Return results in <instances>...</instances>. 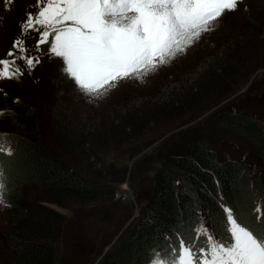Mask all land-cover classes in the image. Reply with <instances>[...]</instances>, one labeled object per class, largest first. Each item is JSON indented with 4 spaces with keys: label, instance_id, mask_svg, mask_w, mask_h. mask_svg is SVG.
<instances>
[{
    "label": "rangeland",
    "instance_id": "374dc122",
    "mask_svg": "<svg viewBox=\"0 0 264 264\" xmlns=\"http://www.w3.org/2000/svg\"><path fill=\"white\" fill-rule=\"evenodd\" d=\"M38 7L39 0H0V59H5L2 47L13 30L20 28L21 31L26 14H35ZM250 22L255 25L257 36L251 32ZM41 31L43 28L38 27L21 34L32 56H36L35 40ZM230 47L238 55L230 56L232 50H227ZM49 48L50 44L42 45L39 53ZM45 56L43 65L30 71L23 61L24 68L31 75L35 70V80H44L45 85L29 87L27 79L17 75L12 79L0 78V86L14 97L23 98L29 92L28 95L37 94L38 103L33 101V106L38 115L48 112L42 96L48 100L61 95L62 104L58 106L76 119L72 125L81 120L90 128L82 143H76L77 149L70 144L67 150L53 137L52 124L41 122L38 126L41 143L59 153L66 166L77 167L90 183L107 193L87 203L65 197L68 204L60 208L38 203L39 194L32 187L20 185L8 191L7 186L4 203L0 204V264H21L14 244L9 241L15 229L13 218L18 208L24 215L34 202L60 214L49 240L51 264H97L117 236L139 215L148 198L154 171L162 166L164 153H185L198 138H203L217 155L248 159L250 171L259 168L256 150L246 135H241L246 124L221 117L229 113L264 121V0H238L235 10L217 20L212 30L203 33L184 53L177 54L167 64L158 65L143 78L117 82L99 98L75 84L65 73L62 58L59 63L49 51ZM217 57L231 68L225 77L216 74L217 80L211 82L213 73L204 76V72L217 62ZM190 91L196 98H190ZM176 100L182 103L173 108ZM139 103L146 106V112L153 119L144 127L137 129L139 125L128 133L129 130L123 132L122 125L131 122L130 117ZM0 122L2 130L12 132L5 117ZM23 123L25 120L21 118L14 124ZM6 136L2 143L8 154L13 139ZM239 143L247 145L244 154ZM59 147L62 149L57 150ZM208 247L207 238L204 250Z\"/></svg>",
    "mask_w": 264,
    "mask_h": 264
},
{
    "label": "trees",
    "instance_id": "16d2710c",
    "mask_svg": "<svg viewBox=\"0 0 264 264\" xmlns=\"http://www.w3.org/2000/svg\"><path fill=\"white\" fill-rule=\"evenodd\" d=\"M249 26L253 29V35L257 36L255 25L250 22ZM17 32L18 29L15 28L11 38L3 45V57H9L7 54L14 50V41L21 39V34ZM227 50H232L230 56L233 57L238 53L233 47ZM28 54L31 55L30 52ZM47 54L46 50L35 54L40 59L36 67L43 65ZM52 58L59 63L61 61V58ZM222 60L217 57V62L204 72V76L208 72L213 73L211 77L209 75L213 79L211 82L217 80L218 76L225 77L230 71L231 67H226ZM17 62L24 73L21 79H27L29 87L46 84L44 80H35V70L31 71V75L24 68L23 61ZM28 94L23 98L14 97L0 86V120L5 117L7 127L12 129V132H8L0 127V147L5 148L2 143L5 135H8L7 138L12 136L13 139L11 155L5 153V150L0 152V163L3 164L0 171L4 173L3 179L8 191L13 190V187L27 185L39 194L36 199L38 203L60 208L68 204L65 197L74 198L80 203L95 202L107 191L90 183L77 167L76 170L66 166L59 153L41 143L38 130L41 122L51 123L54 128L53 137L68 150L70 144L77 149L76 143H82L90 126L81 120L72 125V121L76 119L68 116V112L62 111L58 106L62 104L59 93L57 97H49V101L42 96L41 100L48 110L45 115H38L33 106V101L38 103L37 94ZM192 94L190 91V98H196V94ZM181 103L182 101L176 100L172 107L178 108ZM124 116L128 118L129 115ZM152 117V114L146 112V106L139 103L130 117L131 122L122 125V131L129 130L128 133L135 126L141 125L137 129L144 127ZM21 118L25 120L23 125L14 124ZM221 118L225 121H243L246 124L241 135H246L250 146L256 150L259 168L250 171L248 159L236 160L234 157L217 155L203 138L196 139L185 153H164L162 166L154 171L148 198L139 215L127 225L125 232L122 231L117 236L97 264H149L154 254L162 255L171 264L178 259L182 242L197 252L205 248L209 236L218 242L230 243L227 213L234 227L239 225L233 221L232 216L241 226L264 239V121L258 122L252 118L248 120L229 113ZM1 124L3 123L0 122ZM239 144L244 154V147L247 145ZM59 149L62 148H57ZM42 205L34 202L24 215L18 208V216L13 218L15 229H12L9 241L14 244L21 264H51L52 249L49 240L56 230L55 224L60 214Z\"/></svg>",
    "mask_w": 264,
    "mask_h": 264
},
{
    "label": "snow or ice",
    "instance_id": "6c2138e0",
    "mask_svg": "<svg viewBox=\"0 0 264 264\" xmlns=\"http://www.w3.org/2000/svg\"><path fill=\"white\" fill-rule=\"evenodd\" d=\"M237 4L238 0H39L38 12L27 13L20 27L22 33L43 28L36 52L50 44L49 53L62 58L65 73L85 93L99 98L117 82L143 78L184 53ZM13 49L7 54L12 59H0V78L23 75L18 60L29 71L40 62L39 56L28 54L23 39L17 38ZM3 176L0 171V201L4 202ZM232 219L239 227L233 226L227 213L230 243L209 236L208 249L197 252L182 242L178 260L171 264H264V239ZM149 264L169 261L154 254Z\"/></svg>",
    "mask_w": 264,
    "mask_h": 264
},
{
    "label": "clouds",
    "instance_id": "9594fccd",
    "mask_svg": "<svg viewBox=\"0 0 264 264\" xmlns=\"http://www.w3.org/2000/svg\"><path fill=\"white\" fill-rule=\"evenodd\" d=\"M4 202L3 201H0V204H3Z\"/></svg>",
    "mask_w": 264,
    "mask_h": 264
}]
</instances>
